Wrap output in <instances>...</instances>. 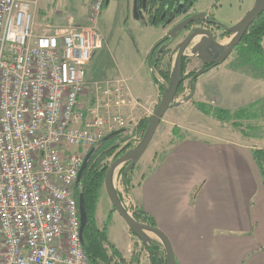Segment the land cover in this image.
Returning <instances> with one entry per match:
<instances>
[{
  "label": "built area",
  "instance_id": "obj_1",
  "mask_svg": "<svg viewBox=\"0 0 264 264\" xmlns=\"http://www.w3.org/2000/svg\"><path fill=\"white\" fill-rule=\"evenodd\" d=\"M107 1L79 26L40 24L38 2L0 0V264H91L79 175L107 135L136 128L140 106L126 81L87 79Z\"/></svg>",
  "mask_w": 264,
  "mask_h": 264
},
{
  "label": "crops",
  "instance_id": "obj_2",
  "mask_svg": "<svg viewBox=\"0 0 264 264\" xmlns=\"http://www.w3.org/2000/svg\"><path fill=\"white\" fill-rule=\"evenodd\" d=\"M22 1L39 3L40 24L49 21L62 23L63 16H66L73 18L77 25L85 26L93 0H72L63 9L56 8L57 0ZM113 1L110 0L109 8ZM129 1L133 7L130 22L137 31L148 32L152 39L143 53L147 63L155 45L169 36L177 21L161 28L143 26L134 16V0ZM239 1L243 2L241 16L230 28L248 15L257 0ZM199 3L200 0L188 15H208L199 8ZM130 5L128 2L129 10ZM208 16L221 25L214 16ZM98 53L88 66L92 67L91 72L87 70L90 83L94 82L93 64ZM222 65L199 78L195 98L199 96L200 103L211 104L210 97L214 95L213 98L220 103L217 105L216 101L211 105L224 111L241 112L248 121L255 119L252 111L260 104H263L264 113V76L259 78L227 69L216 71L218 67L223 68ZM213 79H216L213 83L216 89L213 84L201 87L204 80ZM158 88L157 80L153 78L149 90L143 94L129 88L140 103L132 113L135 118L154 114L164 92V88ZM258 93L263 96L257 98ZM227 95L232 99L226 98ZM206 97H209L208 102ZM176 110L181 109L172 107L166 113L161 126ZM186 110H189V118L182 121L184 127L175 126L182 139L171 136L163 138L160 143L155 135L149 147L152 148L149 159L143 161V156L133 171L132 186L126 190L129 203L121 199L122 203L128 211H143L154 219L157 228L171 241L177 264H264V183L252 156L254 150H264V138H258L260 144L249 142V136L234 125L230 126L236 123L234 120L229 123L212 120L191 105ZM165 140H168L167 144ZM101 209L107 216L112 215L110 224H106L108 227L100 223ZM113 210L108 196L101 195L97 224L101 230L107 229L110 244L128 263L138 252L149 254L148 246L132 233L116 212L111 214ZM114 226H117V232H113ZM151 239L158 243L166 256L160 239Z\"/></svg>",
  "mask_w": 264,
  "mask_h": 264
},
{
  "label": "rangeland",
  "instance_id": "obj_3",
  "mask_svg": "<svg viewBox=\"0 0 264 264\" xmlns=\"http://www.w3.org/2000/svg\"><path fill=\"white\" fill-rule=\"evenodd\" d=\"M128 2L129 4H131L130 10L128 6ZM70 3H72V0H57L56 8L63 9L64 6L67 7L68 4ZM199 4H200L199 8H201V10H203L206 14L214 16L221 23V25L223 24L224 27L230 28L231 24H233V22H236L240 18L241 16L240 6L243 5V2L239 0H200ZM108 8H109V4L105 8L100 18V21L97 24V29H99V32L103 37L104 50L99 51L98 56H96V60L93 64L95 73L92 75L95 78L92 80H94V82L95 81L101 82L105 80L121 79L126 81L128 87L131 89L132 92L135 93L143 94V92H147L150 88L151 79L152 78L154 79L155 77L157 80V86L159 87L158 89L164 88L165 90V88L169 84V80H167L164 77L163 73L169 72L171 75L177 58V52L175 51L176 47L194 29L210 28V27H206V24L203 21L201 23L192 24L186 31L181 33L178 38L173 40L172 43L164 49V53L159 57L160 59L159 67L157 71H155L151 69L152 66L151 67L149 66V62L147 61L146 63L145 60L143 59V53L145 52V48L149 47V45L152 43L151 36L148 34V32L137 31L135 29L134 24H132V22H130L129 20L131 19L129 17L131 16L133 9L132 3L129 0H127V2L124 3H121L120 1L118 2L113 1L110 8L109 9ZM190 12L171 20L167 25H169L171 22L176 20L177 24L173 28L175 29L180 24L184 23L187 17L196 16V15H188ZM208 15L205 16L211 18ZM205 19L207 20L206 17ZM214 32L217 37V40L222 45H227L228 41L231 40L232 38L231 35H227V33H225L224 31L218 30L216 28ZM263 47H264V42H263ZM185 58L187 59V63H188L185 73L187 78L183 84V89L181 93L177 94V97L174 102V105H177L174 108L181 110H176L172 112L167 118H165L162 126L160 125L156 134V141L160 143L163 142V138L167 139V137L175 136V130L178 131V133H180L179 130L175 128V126H180L181 128L184 127L182 121H185L187 118H189V110H186L187 107L189 105L194 107L195 106L194 103H200L199 100H201L199 96H197L198 98H195L194 96L195 92H192V88L190 87L191 79L188 75L194 72H198L202 70L204 67L197 57L192 56L191 49H188ZM222 67L223 68L218 67L216 71L227 69L229 71L235 70L241 73L253 74L254 76H257L259 78L264 76V64L256 66L255 64L251 63L250 54L248 53L246 47H241V48L238 47L229 57V59L225 63H223ZM91 69L92 67L88 68L87 70L91 72L92 71ZM215 69L216 68H213L211 70H215ZM215 81L216 79H213L211 81L204 80L203 81L204 83L201 84V87L212 85L213 83H215ZM232 81L233 80L229 82ZM215 85L216 84H213V86L216 89L217 87ZM163 95L164 92L161 94V98H163ZM262 96L263 93H258L256 95L257 98H260ZM213 97L215 96L213 95L212 97H210L209 103L211 104H215V102L217 101V99L215 100ZM206 98H207L206 101L208 102L209 97ZM226 98L231 100L232 96L227 95ZM219 103L220 100H218L216 104L218 105ZM211 104H206V105L214 110H220L219 108ZM262 107L263 104H260L255 108V110L252 111V114H254L255 119L251 121L245 119V117H243L241 112L234 113L232 111H227L232 114L231 115L232 120L242 125V128L236 127V129L240 130L242 134L244 133L247 134V136L250 137L248 139L249 142L252 143L255 142L256 144H260L258 138H264V117H263L264 113L262 112ZM148 117L149 115L146 114L145 116L142 117L140 115L138 118H135L134 116L136 122V128L134 129H137L138 125L142 121L146 119H150V117L149 118ZM233 125L234 124H230V126ZM142 134L143 133L136 132L127 142L120 145V149L117 153L121 152L127 146L132 147L133 146L132 139H135V137L142 138L144 135ZM248 140L246 139L245 141L248 142ZM165 141L166 143L165 142L164 143L167 144L168 140ZM151 152H152V148H149L143 157V161H147L149 159ZM120 156H122V154ZM120 156L117 157L116 154L112 158L105 161L102 165H108L110 167V165ZM123 168L124 166L119 170H117L115 174L114 185L117 193L119 194L120 199H124L125 202L129 203V200L127 199L128 196H126L127 193L126 190H128V188L132 186L133 177L131 178L130 186L127 187L124 183V175L122 173ZM136 169H138V167ZM101 195L107 197L104 185L101 190L100 198ZM101 211L102 213H101L100 223L101 225H104V227H108L109 225L107 226L106 224L107 223L110 224V221L108 220L109 216H107L103 212V209H101ZM129 212L134 216V212L132 211ZM113 213L114 212L112 211L111 214ZM117 231H118L117 226H114L113 232H117ZM151 237L159 239L157 236L152 234ZM136 256H138L140 264H152L150 252L149 254L138 252Z\"/></svg>",
  "mask_w": 264,
  "mask_h": 264
},
{
  "label": "trees",
  "instance_id": "obj_4",
  "mask_svg": "<svg viewBox=\"0 0 264 264\" xmlns=\"http://www.w3.org/2000/svg\"><path fill=\"white\" fill-rule=\"evenodd\" d=\"M197 2L198 0H147L146 6L144 7L143 0H137V20L140 21L143 26H166L171 20L192 11ZM191 17L196 16L187 17L186 20ZM201 22V20H197L194 24ZM174 36L164 38L153 48L152 70L157 71L160 63L159 57L164 53V49L172 43ZM263 42L264 12L250 27L243 42L239 46V48H247V51L250 54V62L256 66L264 64ZM187 65V59L184 58L182 66V83L178 93H181L183 84L187 78L185 75ZM215 67L217 66H207L198 72L188 75L191 79L190 87L192 88V92H195L198 79ZM163 75L167 80H170L169 72L163 73ZM154 79L156 80V77ZM194 105L202 114L214 120L224 123L232 121V114L227 111L214 110L203 103H194ZM175 106L177 105H173V107ZM148 124L149 119H146L138 125L137 129H124L107 135L99 145L90 151L85 159L86 166L81 179L78 180L76 185L75 198L79 204V208L82 207L86 214V220L82 230V239L84 251L91 264H140L139 258L136 255L133 257L132 261L128 263L121 253L110 244L107 229L104 228L101 230L98 227L97 206L105 182L106 173L109 169L108 165L102 164L116 154L117 157L121 154H125L131 147L127 146L121 152L117 153L120 149V145L127 142L136 132L145 134ZM234 126L242 128V125L239 123H234ZM244 135L247 136L245 133ZM175 136L178 139H182L176 130ZM252 156L261 173L264 183V150L256 149L252 152ZM133 170L129 169V164H126L122 169L124 183L127 187L131 184ZM113 212L116 211L113 210ZM134 218L138 222L157 227L154 219L146 215L143 211L136 210L134 212ZM111 219L112 215L109 216L108 220L111 221ZM147 246L152 264H168L167 255L165 256L162 254L158 243L152 241Z\"/></svg>",
  "mask_w": 264,
  "mask_h": 264
},
{
  "label": "water",
  "instance_id": "obj_5",
  "mask_svg": "<svg viewBox=\"0 0 264 264\" xmlns=\"http://www.w3.org/2000/svg\"><path fill=\"white\" fill-rule=\"evenodd\" d=\"M107 1V5L109 4ZM147 0H143V6H146ZM264 12V0H257L254 8L248 13V15L236 26L232 28H225L223 25L212 23L210 21L205 22V14L196 15V17H191L184 23L180 24L178 27L173 29L169 33L170 36H174V40L180 36L181 33L186 31L192 24L197 20L204 21V23L209 25V29L196 28L191 33L185 37V39L176 47L177 58L175 62L174 69L170 75V80L168 86L165 88L163 98L159 105L157 106L154 114L149 119L148 127L145 134L140 142V144L127 151L125 154L117 158L109 167L105 177V190L109 200L111 201L116 213L126 222L132 233L138 237L145 245L152 242L150 235L157 236L164 246L167 263L177 264L176 257L174 254L173 246L169 238L163 233L159 228L152 227L147 224L138 222L135 220L133 214H131L125 205L122 203L119 194L117 193L114 185L115 174L117 170L129 164V169H135L139 161L142 159L144 154L149 149L160 125L166 115V113L173 107L175 99L178 94V90L182 83V66L183 60L186 57V52L191 49L192 56L200 59L204 65H214L219 66L225 63L233 52L241 45L245 36L247 35L250 27L253 23L263 14ZM134 16L138 19V9L137 0H134ZM224 29V32L231 35L232 38L227 45H222L215 35L214 30ZM168 37V36H167ZM213 57L214 59L208 60V57ZM153 53L151 52L149 56V66L152 65ZM152 68V67H151ZM86 163L80 172L79 179H81ZM81 215V237L82 230L86 220V214L83 208H80ZM83 241V239H82Z\"/></svg>",
  "mask_w": 264,
  "mask_h": 264
},
{
  "label": "flooded vegetation",
  "instance_id": "obj_6",
  "mask_svg": "<svg viewBox=\"0 0 264 264\" xmlns=\"http://www.w3.org/2000/svg\"><path fill=\"white\" fill-rule=\"evenodd\" d=\"M206 18H207V20H206V22H208V21H210V22H212V23H216L212 18H208L207 16H205ZM204 22V21H203ZM203 24V23H202ZM206 24V23H205ZM204 24V25H205ZM206 27H209V25L207 26V24H206ZM219 30H221V29H219ZM208 60H212V59H214L213 57H208L207 58ZM201 63H202V65H203V67H207V66H211V65H204L203 64V62L200 60V59H198Z\"/></svg>",
  "mask_w": 264,
  "mask_h": 264
}]
</instances>
